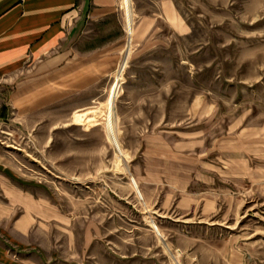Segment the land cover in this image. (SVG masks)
<instances>
[{
  "label": "crops",
  "instance_id": "0c3cea01",
  "mask_svg": "<svg viewBox=\"0 0 264 264\" xmlns=\"http://www.w3.org/2000/svg\"><path fill=\"white\" fill-rule=\"evenodd\" d=\"M129 5L136 24V53L162 50L163 23L171 37H186L191 32L174 0H129ZM124 12L123 0H0V91L5 90L18 128L32 133L38 124L27 126L28 120L94 90L104 79L125 69L131 28H127L124 50ZM170 84H177V79ZM191 101L201 108L187 110V116L194 117L196 112L201 118L216 117L213 106H203L202 97ZM238 117L242 116L233 117L231 124L212 138L205 134L206 128H202L204 132H141L130 174L133 187L156 219L185 226L194 224V217L210 219L222 210L225 214L226 209L240 213L243 192L264 190V157L255 160L264 151V139L258 140L256 130L245 129ZM57 128H49L47 134ZM1 133L0 129V137ZM49 144L47 139L42 148L48 149ZM5 149L0 139V264H100L111 260L161 264L156 254L147 257L145 245L139 243L137 252L124 251L123 246L115 251L119 247L109 224L120 217L108 211L99 216L95 207H90L77 233V249L72 229L67 245L50 243L51 222L58 220V225H64L65 218L59 221L60 208L35 192L18 160L7 157ZM15 154L24 156L20 149ZM186 239V249L169 242L184 253L185 264H242L235 239L216 240L222 248L213 249L203 259L191 247L194 240Z\"/></svg>",
  "mask_w": 264,
  "mask_h": 264
},
{
  "label": "rangeland",
  "instance_id": "374dc122",
  "mask_svg": "<svg viewBox=\"0 0 264 264\" xmlns=\"http://www.w3.org/2000/svg\"><path fill=\"white\" fill-rule=\"evenodd\" d=\"M174 1L191 31L188 36L171 37L163 23L162 50L136 53V24L130 16L129 0L123 1L131 28L125 69L104 79L94 90L28 120L27 126L38 124L32 133L18 128L5 90H1L3 152L18 160L22 174L33 182L38 195L47 196L51 206L60 208L59 221L65 218L64 225H58L57 220L49 227V242L56 247L68 244L72 229L77 249V233L90 207H95L99 216L104 217L101 213L108 211L120 217L109 224L119 247L114 248L117 252L122 246L124 251L137 252L139 243L145 245L147 257L156 254L161 264H185L184 253L169 242L186 249V237L192 238L191 247L202 258L222 248L216 240L231 238L238 241L242 264H264V190L243 192L240 213H228L226 209L225 214L222 210L210 219L194 217V224L184 226L156 219L150 205L133 187L130 162L137 154L141 132L146 130L200 132L206 128L205 134L212 138L221 133L222 127L227 128L233 117L242 116L238 118L243 119L245 129L249 126L256 130L258 140L264 139V0ZM126 24L125 16L124 50L128 41ZM115 79L112 99L117 146L107 135L104 121L99 120L100 124L92 128L77 123L81 113L87 111L92 117V110L105 106ZM172 79H177V84L171 85ZM198 97L205 99L203 106H213L216 117L201 118L196 112L194 117L186 115L187 110L201 108L191 101ZM54 126L57 130L47 134ZM47 139L50 146L43 149ZM17 149L22 150L23 157L15 154ZM262 157L264 151L255 160L260 162ZM248 201L253 204H246ZM100 264L121 263L111 260Z\"/></svg>",
  "mask_w": 264,
  "mask_h": 264
},
{
  "label": "bare ground",
  "instance_id": "6f19581e",
  "mask_svg": "<svg viewBox=\"0 0 264 264\" xmlns=\"http://www.w3.org/2000/svg\"><path fill=\"white\" fill-rule=\"evenodd\" d=\"M124 1V0H123ZM124 6V4H123ZM126 14V13H125ZM128 16L126 15V21H127V24H126V33H127V36H128ZM116 79L114 80V83L112 84V86L110 87V90H109V95H108V98L105 102V106L103 108H100L98 110H92V117H89L87 116V111L85 113H81L79 115V117L77 118V123L80 125V126H84L86 128H92V127H95L96 125H99L100 123L99 120L104 121L103 125H105V128H106V132H107V135L109 136V138L112 140L113 144L115 146H117V143H116V140H115V132H114V123H113V119H114V114H113V92L115 90V87H116ZM91 111V110H90ZM100 112V113H98ZM82 115V116H81ZM99 118V119H98ZM101 118V119H100Z\"/></svg>",
  "mask_w": 264,
  "mask_h": 264
},
{
  "label": "trees",
  "instance_id": "16d2710c",
  "mask_svg": "<svg viewBox=\"0 0 264 264\" xmlns=\"http://www.w3.org/2000/svg\"><path fill=\"white\" fill-rule=\"evenodd\" d=\"M0 117H1V114H0Z\"/></svg>",
  "mask_w": 264,
  "mask_h": 264
}]
</instances>
